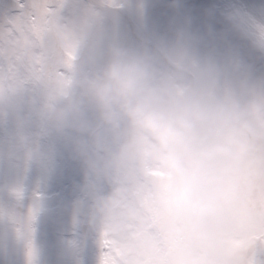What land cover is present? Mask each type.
Masks as SVG:
<instances>
[{"label": "clouds", "instance_id": "1", "mask_svg": "<svg viewBox=\"0 0 264 264\" xmlns=\"http://www.w3.org/2000/svg\"><path fill=\"white\" fill-rule=\"evenodd\" d=\"M0 264H264V0H2Z\"/></svg>", "mask_w": 264, "mask_h": 264}, {"label": "rangeland", "instance_id": "2", "mask_svg": "<svg viewBox=\"0 0 264 264\" xmlns=\"http://www.w3.org/2000/svg\"><path fill=\"white\" fill-rule=\"evenodd\" d=\"M0 2H2V0H0ZM187 2L191 7L199 8L207 4L216 3L217 0H187ZM56 187H59V186H56Z\"/></svg>", "mask_w": 264, "mask_h": 264}, {"label": "snow or ice", "instance_id": "3", "mask_svg": "<svg viewBox=\"0 0 264 264\" xmlns=\"http://www.w3.org/2000/svg\"><path fill=\"white\" fill-rule=\"evenodd\" d=\"M17 19H18V17H17Z\"/></svg>", "mask_w": 264, "mask_h": 264}]
</instances>
